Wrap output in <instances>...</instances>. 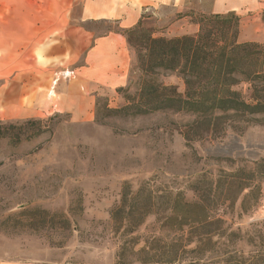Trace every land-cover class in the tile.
Instances as JSON below:
<instances>
[{
    "label": "rangeland",
    "instance_id": "obj_1",
    "mask_svg": "<svg viewBox=\"0 0 264 264\" xmlns=\"http://www.w3.org/2000/svg\"><path fill=\"white\" fill-rule=\"evenodd\" d=\"M223 1L169 0L160 15L148 10L135 34L126 33L129 85L98 89L79 79L84 58L76 62L63 44L74 27L119 31L114 21L81 22V0H0V123L17 126L0 139V264H143L171 244L181 255L188 242L180 264L264 254V184L247 212L248 190L237 187L264 161V116L124 110L141 105L145 81L186 96L180 73L143 70L139 44L150 35L196 36L202 16L222 14ZM250 88L234 90L251 101ZM29 121H43L44 131ZM232 172L239 175L229 189ZM195 202L236 238L201 224V210L186 208L182 228L181 217L168 219L172 208Z\"/></svg>",
    "mask_w": 264,
    "mask_h": 264
},
{
    "label": "trees",
    "instance_id": "obj_2",
    "mask_svg": "<svg viewBox=\"0 0 264 264\" xmlns=\"http://www.w3.org/2000/svg\"><path fill=\"white\" fill-rule=\"evenodd\" d=\"M207 26L211 27L207 28ZM136 30L135 28L127 32L134 35ZM239 32L240 17L235 13H228L202 16L199 33L196 36L186 35L175 39L153 38L151 35L143 37V41L139 44L144 51V53L139 52V62L143 70L147 72L146 70L149 69L152 71L161 69L180 73L187 87L186 96L177 95L169 87L145 81L140 94L141 105L140 103L138 106L133 104L125 107L124 110L137 108L133 113L140 115L173 109L196 113L210 112L212 115L220 113L222 115L264 116V48L256 42H239ZM237 64L241 65L240 69L237 68ZM241 83L251 85V101L246 100L241 92L234 90ZM28 124L38 126L39 131H44L43 121H29ZM8 128H17V126H5L0 123V139L7 137ZM238 175V172L227 174L228 180L230 179L227 183L229 189L236 186ZM246 176L247 178L241 179L237 186L243 193L248 190L241 202V209L245 212L257 206L258 202L253 204L254 195H258L259 198L262 194L264 161L258 163L254 170L246 173ZM257 178L258 180H254ZM251 180L255 182L251 184ZM184 206L181 210L178 207L172 208L168 217L176 221L181 217V222L176 224L178 227L188 225L184 224V220L189 219L188 212L184 211L186 208L187 210L197 209L204 211V215L207 216L206 219L199 221L201 224L206 222L210 226L220 224L223 226L219 228L223 230L222 236L230 240L236 238V233L229 226L225 227L226 222L222 218L215 219L205 214V207L201 203H185ZM122 211L126 209L123 210L120 207L117 214ZM131 215L130 211L126 213L127 217ZM190 245L191 243H186L180 255L179 249L171 244L159 260L156 261L155 257L150 256L151 260H143L142 263L180 264L184 255L191 253L187 250ZM198 247L189 251L196 252ZM140 252L148 255L146 249ZM253 258L255 261L252 260V262L230 259L215 264H264V254Z\"/></svg>",
    "mask_w": 264,
    "mask_h": 264
},
{
    "label": "crops",
    "instance_id": "obj_3",
    "mask_svg": "<svg viewBox=\"0 0 264 264\" xmlns=\"http://www.w3.org/2000/svg\"><path fill=\"white\" fill-rule=\"evenodd\" d=\"M169 0H81V22L114 21L119 31L97 35L84 27L72 28L63 48L73 50L75 61L83 56L77 70L79 79L92 88L121 89L129 85L134 54L126 32L135 29L148 10L167 8ZM222 14L240 17L239 42L264 44V0H224ZM176 2L175 8L176 9ZM180 12V10L178 9ZM74 62V61H73Z\"/></svg>",
    "mask_w": 264,
    "mask_h": 264
}]
</instances>
